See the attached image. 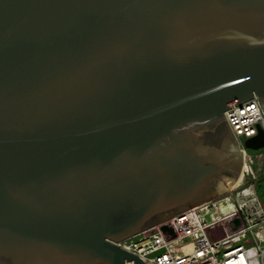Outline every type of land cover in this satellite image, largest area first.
<instances>
[{"label":"water","instance_id":"water-1","mask_svg":"<svg viewBox=\"0 0 264 264\" xmlns=\"http://www.w3.org/2000/svg\"><path fill=\"white\" fill-rule=\"evenodd\" d=\"M254 94L264 0H0V264H144L117 242L236 187Z\"/></svg>","mask_w":264,"mask_h":264},{"label":"built area","instance_id":"built-area-1","mask_svg":"<svg viewBox=\"0 0 264 264\" xmlns=\"http://www.w3.org/2000/svg\"><path fill=\"white\" fill-rule=\"evenodd\" d=\"M234 104L224 116L243 156L237 186L262 170L264 147L245 141L264 131V111L255 94ZM251 187L231 188L117 244L144 264H264V205ZM227 201L232 206L221 205Z\"/></svg>","mask_w":264,"mask_h":264},{"label":"rangeland","instance_id":"rangeland-1","mask_svg":"<svg viewBox=\"0 0 264 264\" xmlns=\"http://www.w3.org/2000/svg\"><path fill=\"white\" fill-rule=\"evenodd\" d=\"M264 154V150H262ZM261 169L259 170L256 177L253 179H250L248 181H244V183H241V185L236 186V190L242 188V187H248L252 186L251 189L253 190V193L258 197L260 202L264 205V161L261 162Z\"/></svg>","mask_w":264,"mask_h":264},{"label":"bare ground","instance_id":"bare-ground-1","mask_svg":"<svg viewBox=\"0 0 264 264\" xmlns=\"http://www.w3.org/2000/svg\"><path fill=\"white\" fill-rule=\"evenodd\" d=\"M237 183V182H236ZM222 206H232L231 203L229 201L225 202V203H221Z\"/></svg>","mask_w":264,"mask_h":264}]
</instances>
